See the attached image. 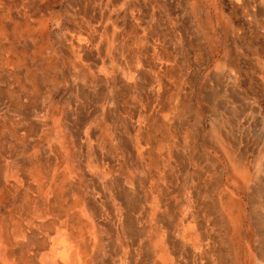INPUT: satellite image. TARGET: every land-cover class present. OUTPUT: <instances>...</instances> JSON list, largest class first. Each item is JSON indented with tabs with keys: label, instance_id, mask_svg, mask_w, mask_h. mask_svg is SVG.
<instances>
[{
	"label": "rangeland",
	"instance_id": "1",
	"mask_svg": "<svg viewBox=\"0 0 264 264\" xmlns=\"http://www.w3.org/2000/svg\"><path fill=\"white\" fill-rule=\"evenodd\" d=\"M0 264H264V0H0Z\"/></svg>",
	"mask_w": 264,
	"mask_h": 264
},
{
	"label": "crops",
	"instance_id": "2",
	"mask_svg": "<svg viewBox=\"0 0 264 264\" xmlns=\"http://www.w3.org/2000/svg\"><path fill=\"white\" fill-rule=\"evenodd\" d=\"M161 126V124L159 125V127ZM162 127V126H161ZM52 206V205H51ZM77 222H79V221H77V220H75L74 221V223L76 224ZM133 222L135 223V221H132V224H133ZM81 225V222L79 223V226Z\"/></svg>",
	"mask_w": 264,
	"mask_h": 264
}]
</instances>
